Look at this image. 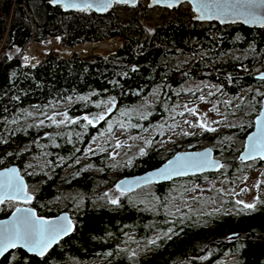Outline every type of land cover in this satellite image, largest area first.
Listing matches in <instances>:
<instances>
[{"label": "trees", "instance_id": "obj_1", "mask_svg": "<svg viewBox=\"0 0 264 264\" xmlns=\"http://www.w3.org/2000/svg\"><path fill=\"white\" fill-rule=\"evenodd\" d=\"M165 9L161 20L155 21L147 20L153 7L145 0L133 7L116 3L104 14L64 11L48 0H0V169L17 164L28 183H38V198L30 202L38 215L51 217L69 210L74 219V231L44 256L29 255L19 248L3 256L0 264H80L88 260L99 264L108 260L107 264H214L226 254L234 260L229 264H264V190L252 208L228 211L224 205L219 210L203 211L194 206L184 207L174 215L160 211L156 214L159 221L150 227L146 225V219L152 218L150 210L139 212L132 201L101 205L90 202L91 195L86 191L87 201L80 210L73 211L57 196L58 184L66 180L62 174L66 164L83 156V147L91 136L106 128V118L99 126H89L83 122L85 115L101 113L110 103L112 107L105 117L118 118L122 110L138 105L155 89H161L152 114L141 120L140 128H145L171 112L170 106L177 104L180 95L191 92L183 85L190 80L210 82L234 97L245 90L239 103L243 122L215 133L205 129L202 138L208 140L215 156L224 160L223 166L218 173L155 183L158 205L166 204L172 186L183 179L202 181L220 174L231 178L246 167L247 162H241L238 154L262 108L264 90L258 86L264 81L255 76L264 71V26L248 28L242 22L223 25L216 20L196 21L187 4ZM115 36L123 43L110 53L83 56L74 52L61 57L51 49L36 63L23 64L24 51L31 43L55 38L60 45L74 47L79 43H102ZM197 91H192L193 97ZM70 100L74 103L67 113L75 123L35 126L34 120L28 119L33 110L44 112L53 102ZM132 120L140 121L136 117ZM135 128L140 131L137 125ZM233 131L237 140L230 138ZM198 140L190 135L165 147L155 143L118 176L154 169L180 149L201 148ZM42 146L46 149L40 153L29 152L30 147L37 152ZM104 157V153L95 154L83 161L103 169ZM81 166L79 163L78 168ZM92 176L84 173L75 186L80 183L88 190L87 185L97 180ZM14 208L10 201L1 203L0 218ZM170 225V235L158 236L147 251L145 246H139L131 257L127 244L122 245L132 227L138 229L137 236L145 239L152 230ZM203 249H207L206 253L199 256ZM102 256L107 259L100 261Z\"/></svg>", "mask_w": 264, "mask_h": 264}, {"label": "rangeland", "instance_id": "obj_2", "mask_svg": "<svg viewBox=\"0 0 264 264\" xmlns=\"http://www.w3.org/2000/svg\"><path fill=\"white\" fill-rule=\"evenodd\" d=\"M149 1L145 0V3L148 4ZM186 4L190 7L188 3ZM152 7L153 10L147 20H161V17L164 16L167 10L164 7ZM143 22L147 23L145 19ZM53 43L59 44L58 39L50 38L46 42L36 43L35 45H39L40 48L36 49V51L33 49L31 52V57H33L32 62L36 61L37 58L43 56L51 49L57 48V52L61 57L63 54H67L60 46H50ZM88 44V42L84 45L78 44L77 49L83 52V54H86L88 52L86 50L89 49L87 47ZM89 51L92 53L106 52L103 50H95L94 48L89 49ZM242 70L249 71L247 67H243ZM183 85L186 91L191 90V92L187 95H180L177 104L170 106L171 112H168L167 115L159 118L152 125H148L145 128H140V123L142 124L141 120L149 118L152 114V106L158 100V94L161 89H155L154 92L147 95L138 105L131 106L125 111L122 110L118 118L111 116L109 118L105 117L112 107L110 103H107V106L102 109L101 113L87 116L89 119L93 115H97L98 117L103 116V118H106V128L100 132L98 131L92 137V141L87 147L86 155L91 156L92 151L107 153L108 157L106 161L113 165V170L110 175L117 177L116 175L120 170L124 167L129 168L132 164L130 162L136 156L141 155L148 147H153L155 143L165 147L171 142L183 141L187 136L194 135L199 138L197 143L202 148L208 145V140L202 138V133L205 129L215 133L226 130L231 125H239L243 122V118L240 116L241 113H239L241 111L239 103L244 99L243 94L245 90H241L239 96L234 97L225 94L221 88H217V85L207 81L190 80ZM258 87L261 88V91L264 90V85ZM194 89L198 91L197 95L193 97L192 91ZM73 103L72 100L60 103L59 101L53 102L48 109H44V112L43 110H33L30 116H28V119H31V121L34 120L32 123L35 126H50L53 124L56 127H62L64 124L75 120V118L67 113V109ZM246 110L242 109V111ZM133 117L139 118V123L134 122L132 120ZM61 120L65 122L61 124ZM83 122L85 125H90L86 120H83ZM134 124L140 128V131H137ZM209 129H214V131ZM230 138L237 140L235 131L231 133ZM100 190L103 192L102 199L95 202L102 205L105 202L116 200L118 203L121 194L113 186L103 185ZM263 190L264 162L255 164L250 161L247 162L242 173L237 172L231 178H228L227 175L220 174L217 177L204 178L202 181L195 179L190 181L188 179L181 180L177 185L174 184L172 186L170 192L166 195L165 200L167 202L164 205H158L159 201L156 199V192L151 186L146 187L141 192L138 191L132 194V196L130 195L131 198L129 201L141 206L142 210L147 209L156 214L160 211L165 212L167 215L170 213L173 215L180 214L184 207L192 208L194 206L203 208V211H206L207 209L219 210L225 205L224 210L232 211L237 208L244 209L249 204L254 205V207L257 206ZM67 197L78 208L84 204L81 201L83 198L81 191L68 190L66 193ZM126 239L122 245L127 244L131 257L137 253L136 250L139 249V246L148 244L145 241L141 242L133 232ZM220 261H216L214 264H229L234 260L231 258V255L226 254L222 256ZM85 263L92 264L90 261L82 262L81 264Z\"/></svg>", "mask_w": 264, "mask_h": 264}, {"label": "water", "instance_id": "obj_3", "mask_svg": "<svg viewBox=\"0 0 264 264\" xmlns=\"http://www.w3.org/2000/svg\"><path fill=\"white\" fill-rule=\"evenodd\" d=\"M140 0H128V2H116V0H110V6L103 11L98 10L95 6H93L92 8H86L84 3L82 2V0H60V2L58 3H53L52 0H48V2H50L52 5H56L57 7H59V9L61 8L64 11H72V10H81L83 12H91L94 11L95 13H108V11L110 10V8L115 5L116 3H119V5H123V4H128V6H135V4H137ZM77 3L79 5V7L73 8V7H65V4L67 3ZM88 3H93L94 0H87ZM217 0H150L148 3L149 7L152 6H157V7H164V8H168V9H173L176 6H180V5H184L186 3H188L190 5V8L194 11L195 15H193V18L196 21H212V20H216L220 23H222L223 25L225 23H237V22H242L245 25H247L248 28L250 27H259L262 28L264 26V19H256V20H252L250 18L246 17L245 15L242 14H238L235 11L232 12H219L216 11L214 12V14L211 15H202L201 11L197 8V5L200 3H209V4H214L216 3ZM219 3L224 4H237V3H243V0H219ZM260 11L262 14H264V3L261 4V8ZM240 12L243 13L244 9L241 8ZM256 78L261 79L264 81V71H259L256 73ZM261 110L259 112V114H257L254 117L255 123H254V127L252 128L251 131L248 132L247 136L245 137V140L243 142V149L242 151L238 154V159H240L241 162H250V161H256L257 159H259V161H263L264 162V153L261 154H256V153H250L249 151V144L251 143V138L253 136H255L259 131H260V124L261 121L264 120V97H263V101L261 103ZM98 119L97 117H95V120ZM195 154H200L199 156H196V159H208L212 162H215L214 164H206L202 167H181L180 165L183 164V160H181L180 165L174 164V168H177L178 171L173 172V174H171L170 176H160L157 175V173H159V171L161 169H163L166 165H168L169 161H177L178 158H184V157H188V156H194ZM216 152L213 149V147H211L210 145H205V147L202 148H198V149H192V150H188V149H180L176 154L174 153L173 155H171L170 157L167 158V160L162 163L161 165L155 167L154 169H148L146 171H143L142 173L138 174H130L127 176H123L120 179L117 180V183H115V186L117 189L120 190H124L126 192H130L131 190H135L138 189L140 187H143V185L146 184H155V183H168V181L173 180V179H178L180 177H191L193 175H198V174H205L206 172H213V173H218V170L220 169L221 166H223L224 164V160L221 159L220 157L215 156ZM8 169H15V177H17L20 181H22V185H23V191L22 192H17L15 190H7L5 191L2 187H0V204L3 203L5 200L11 199L12 201H22L25 203H28L29 201H31L34 198V195L31 192L27 191V186H28V182L27 180H25L24 175L22 174V170L21 168H19V166L17 164H10L8 166H4L3 169H0V174H3L6 170ZM4 177L2 175H0V180H3ZM123 182V183H122ZM28 197H30V199H28ZM17 209H30L32 211V213L36 216V217H40L43 218L44 220H55L57 218H63V217H67L69 221H71L72 224V228L71 230L66 234V235H61L57 240H55L51 246L45 251V253L50 249L53 248L54 246H56L57 243H59V241L62 238L67 237L69 234H71L74 231V219L72 216H70L69 212H59L58 214H56L53 217L50 216H39L37 213V209L33 206H27L25 204L23 205H19L17 206L16 209H14L12 212H10L7 216H5V218L0 219V229H2L5 226V222H12L16 219V212ZM236 237V235L234 236V238ZM22 248L27 254L31 255V254H36L35 252L30 251L28 248L23 247L20 244H17L16 247H10L8 249H6L2 254H0V259L3 258L4 255H6L7 252H9L10 250L14 249H18V248ZM207 251V249H203V251L201 253H199L198 255H203L205 254ZM40 257L44 256V255H38ZM149 264H153V263H149ZM161 264V263H159Z\"/></svg>", "mask_w": 264, "mask_h": 264}, {"label": "snow or ice", "instance_id": "obj_4", "mask_svg": "<svg viewBox=\"0 0 264 264\" xmlns=\"http://www.w3.org/2000/svg\"><path fill=\"white\" fill-rule=\"evenodd\" d=\"M53 3H58L60 0H52ZM86 8H92L95 6L98 10H106L110 6V0H94L93 3H88L87 0H82ZM116 2H128V0H116ZM264 0H243V3L237 4H221L217 0L214 4L200 3L197 8L201 11L202 15H211L214 12H232L235 11L238 14L245 15L252 20L264 19V14L261 13L260 8ZM65 7H79L77 3L71 2L65 4ZM243 8L244 12L241 13L240 9ZM83 99V98H82ZM194 111V110H193ZM89 124L92 120L87 116L83 117ZM103 119V116L98 117ZM55 123V121H53ZM61 120L60 123H64ZM75 123V121H72ZM42 123V122H41ZM214 131V129H209ZM250 153L261 154L264 153V120L261 121L260 131L251 138L249 144ZM194 156H188L184 158H178L177 161H169L163 169L157 173L160 176H170L173 172L178 171L174 168V164L180 165L181 160L183 164L181 167H202L206 164H214L208 159H196ZM15 169H8L3 174V180H0V187L5 191L15 190L22 192L23 185L17 177H15ZM123 183V182H122ZM30 199V197H28ZM2 202V201H0ZM112 204H116V200L111 201ZM248 208L254 207V205H246ZM16 219L12 222H5V226L0 229V254L10 247H16L17 244L28 248L30 251L37 253L38 255H44L45 251L51 246V244L57 240L61 235H66L72 228L71 221L67 217L57 218L55 220H44L43 218L36 217L30 209H17Z\"/></svg>", "mask_w": 264, "mask_h": 264}, {"label": "flooded vegetation", "instance_id": "obj_5", "mask_svg": "<svg viewBox=\"0 0 264 264\" xmlns=\"http://www.w3.org/2000/svg\"><path fill=\"white\" fill-rule=\"evenodd\" d=\"M95 117H97L98 118V116L97 115H93V116H91V120H92V123L89 125V126H99V124H100V122L102 121V119H96L95 120ZM103 129H105V128H103ZM98 133V132H97ZM96 133H94L92 136H91V140H90V142L92 141V137L95 135ZM90 142H89V144L87 145V146H84L83 147V151H84V155L83 156H81V157H78L77 159H73L70 163H68V164H66V167L62 170V174H64L65 176H66V180L65 181H63V182H61L62 184H58V191H60L59 192V194L57 195V196H60V198H59V200H62L63 199V201H66L68 204H70V206L71 207H69V208H72V210L73 211H78V210H80V208H82V206L85 204V202L87 201V199H88V194H90L91 195V197H90V202H91V200H92V202L93 201H97V200H99V199H102L101 198V196H102V194H103V192H102V190H100V188L103 186V185H106V186H113L115 189H117L116 188V186H115V183H117V180L118 179H120L121 177H123L124 175H122V176H118V174L119 173H117V177H112V175H110V173H111V171L113 170V167L111 168V167H109V165H110V163H108L107 161H106V159H107V157H108V154L107 153H105V152H95V151H92L93 153L91 154V156H93V155H95V154H105V157H104V161H105V163H104V166L102 167L103 169H101L100 167H98V166H95V165H93V164H90L89 162H86V163H84V161H83V159L84 158H86V157H91V156H87L86 155V150H87V147L90 145ZM43 149H46V148H44V146H42V147H40V150H38L37 152H36V149H34L33 147H30V150H29V152L30 153H40V151H42ZM92 149H96V148H92ZM34 154H31V157H32V155H34ZM259 162V159H257L256 161H253V163H258ZM79 163H81V165H83V166H81V167H79L78 168V166H79ZM112 165V164H111ZM84 173H87V176L89 177V176H92L94 179H97L96 181H95V183L94 184H92V186L91 185H87L88 187H89V189L87 190V189H84V188H82V184H77L76 186H75V184H76V182H77V180L79 179V177L80 176H83L84 175ZM94 175L97 177H94ZM97 175H100V176H97ZM102 176V177H101ZM125 176H127V175H125ZM116 179L117 178V180L113 183V179ZM28 182V181H27ZM148 186H151V188H154V190H155V192H156V188H155V185L154 184H151V183H149V184H146V185H143V187H140V188H138V189H135V190H131L130 192H126V191H124V190H120V189H117L118 191H119V193L121 194L120 195V198H119V200H121V201H124V202H127V204L130 202L129 201V199L131 198L130 197V195L132 196V194H134V193H136V192H141V191H143V189H145L146 187H148ZM36 188H38V183H35V184H31V183H28V186H27V191L28 192H31L33 195H34V198H38V195H37V190H36ZM82 188V189H81ZM75 190V191H77V192H82L83 193V198H82V203H84L82 206H80V208H78V207H76V206H74L73 205V203H72V200L70 199V198H64V196H66V193H67V191L68 190ZM88 192V194H87V192ZM33 198V199H34ZM32 199V200H33ZM31 200V201H32ZM118 200V201H119ZM6 201H10V202H12V205L15 207L14 209H16L17 208V206H19V205H23V204H25V205H27V206H32L31 204H30V202L31 201H29L28 203H25V202H22V201H12L11 199H8V200H5L4 202H6ZM3 202V203H4ZM64 203V205H65V207L67 206V203ZM138 205V204H137ZM34 207V206H33ZM68 207V206H67ZM137 209L139 210V212H149V210H147V209H144V210H142L141 209V206H137ZM61 211H65V212H69V210L68 211H66V210H61ZM60 211V212H61ZM70 213V212H69ZM150 213L152 214V218H150V219H146V225L148 226V227H150L151 225L152 226H155V223L156 222H158L159 221V218H157L156 217V213H152L151 211H150ZM40 216V215H39ZM45 216V215H44ZM71 216V215H70ZM51 217H53V216H51ZM0 219H2V218H0ZM158 220V221H157ZM163 221H165V218L164 219H162ZM173 230V226L172 225H170V226H163V227H158L157 228V230H152L151 232H149L148 234H147V236L145 237V239H141L139 236H138V238H139V240L141 241V242H143V241H145V242H147L148 244H145V245H141V246H145L144 247V251H147L148 249H149V247H148V245H150V243L152 242L153 244L156 242V239L158 238V236H163V234L164 235H170V233H171V231ZM132 232L133 233H135V236H137V232H138V229L136 228V227H132L131 228V230L127 233V235H131L132 234ZM20 248V247H19ZM18 248V249H19ZM18 249H16V250H18ZM14 249H12V250H10L9 252H11V251H13ZM15 251V250H14ZM9 252H7L6 254H8ZM5 256V255H4ZM105 259H107V258H103V256L101 257V259H100V261H105ZM92 262L91 260H88V261H83V262ZM109 261V260H108ZM108 261L107 262H103V264H107L108 263ZM82 263V262H81ZM80 263V264H81ZM85 264H90V263H85ZM92 264H99V263H92Z\"/></svg>", "mask_w": 264, "mask_h": 264}, {"label": "built area", "instance_id": "obj_6", "mask_svg": "<svg viewBox=\"0 0 264 264\" xmlns=\"http://www.w3.org/2000/svg\"><path fill=\"white\" fill-rule=\"evenodd\" d=\"M116 37V36H115ZM120 38V37H119ZM120 40H121V38H120ZM89 44L87 45V47L89 48V49H92V48H90L91 47V45L90 44H92V43H90V42H88ZM121 43H123V41H120V43L118 44V46L121 44ZM79 44H83V43H79ZM33 45V46H32ZM32 45H30L29 47H28V49L25 51V55H24V60H23V64H34V63H36V61L39 59V58H41V57H39V58H37L36 59V61H34V62H32V59H33V57H31V52L33 51V49L36 51V49H38V48H40V46L39 45H35V43H33ZM55 45H57V46H60V48L62 47V50L65 52V53H67V54H63V56H72L73 54H74V52H80V53H82L83 54V52H81V51H79L77 48H78V44H76V45H74V47H70V46H63V45H60V44H57V43H53V45H50V46H55ZM84 45V44H83ZM118 46H116V48L118 47ZM115 48V49H116ZM89 49H87L86 51H88L86 54H83V56H87L88 54H90V53H92V52H90L89 51ZM95 49V48H94ZM115 49H113V51L115 50ZM54 51H56L57 52V48L56 49H53ZM96 50V49H95ZM100 50V49H99ZM106 52H109V51H106ZM110 53V52H109Z\"/></svg>", "mask_w": 264, "mask_h": 264}, {"label": "bare ground", "instance_id": "obj_7", "mask_svg": "<svg viewBox=\"0 0 264 264\" xmlns=\"http://www.w3.org/2000/svg\"><path fill=\"white\" fill-rule=\"evenodd\" d=\"M115 39L111 38L103 43L99 42V43H95L93 45H91L90 48H95L96 50H103V51H109L112 52L113 49L116 48V46H118V44L120 43V38L119 37H114ZM33 44V43H32Z\"/></svg>", "mask_w": 264, "mask_h": 264}]
</instances>
